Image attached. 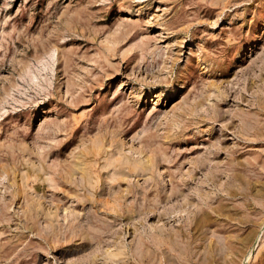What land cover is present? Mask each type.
<instances>
[{
	"label": "rangeland",
	"instance_id": "obj_1",
	"mask_svg": "<svg viewBox=\"0 0 264 264\" xmlns=\"http://www.w3.org/2000/svg\"><path fill=\"white\" fill-rule=\"evenodd\" d=\"M0 264H264V0H0Z\"/></svg>",
	"mask_w": 264,
	"mask_h": 264
}]
</instances>
